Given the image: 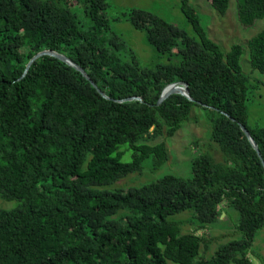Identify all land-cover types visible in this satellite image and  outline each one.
<instances>
[{"label": "trees", "instance_id": "1", "mask_svg": "<svg viewBox=\"0 0 264 264\" xmlns=\"http://www.w3.org/2000/svg\"><path fill=\"white\" fill-rule=\"evenodd\" d=\"M223 16L229 0H208ZM108 0H0V198L18 206L0 210V264H253L247 257L264 227V126H249L248 76L242 47L223 53L208 38L188 0L179 8L190 37L157 15L130 8L123 14L144 33L164 63L142 66L110 27ZM82 8L81 21L72 11ZM236 18L251 26L264 18V0H235ZM251 71L264 75V30L247 40ZM80 67L107 99L72 66ZM184 83L194 102L173 94L156 106L163 88ZM129 97L139 100L117 102ZM199 102L201 105L196 104ZM208 110L210 141L223 159H191V175H164L140 187L105 189L167 159L164 141L191 109ZM228 115L229 118L224 115ZM232 118L233 121L230 119ZM121 145L131 151L122 162ZM225 203L238 214V239L200 256L205 239L183 233L170 217L189 211L195 221L219 219ZM120 210L129 214L113 218Z\"/></svg>", "mask_w": 264, "mask_h": 264}, {"label": "rangeland", "instance_id": "2", "mask_svg": "<svg viewBox=\"0 0 264 264\" xmlns=\"http://www.w3.org/2000/svg\"><path fill=\"white\" fill-rule=\"evenodd\" d=\"M188 2L198 13L208 38L215 42L223 53H226L234 44L242 47L239 62L242 73L249 79L246 102L248 125L264 126V75L251 71L246 47L250 37L264 30V18L255 21L251 26L243 27L236 18L235 0H229L228 8L223 16H219L212 9L208 0H188ZM108 4L106 14L111 20V29L121 37L127 47L133 50L142 66L164 63L165 60L160 58L155 49L146 42L144 33L133 29L123 17L128 9L137 8L151 12L195 38L193 30L180 11V0H108ZM71 9L81 21H84L80 6H73ZM209 115L208 110L194 106L187 121L172 137L166 138L164 134L155 139L144 137L142 141L147 144L164 141L168 154L166 163L159 169L152 170L150 159H147L142 163L140 172L129 174L106 186L105 189L114 191L140 187L164 175L183 179L190 177L191 159L205 153L210 154L216 161H222L223 156L217 144L210 141ZM120 151L124 152L122 162H129L131 151L127 145H121ZM19 204L20 202L16 200L6 201L0 198V210H11ZM125 213L129 214V211L120 210L112 219ZM170 219L181 223L183 233L195 232L205 239L200 256L207 258L217 250L218 246L239 237L236 229L238 214L225 203L220 205L219 219L210 224L195 221L189 211L176 214ZM247 257L253 264H264V227L255 232Z\"/></svg>", "mask_w": 264, "mask_h": 264}, {"label": "water", "instance_id": "3", "mask_svg": "<svg viewBox=\"0 0 264 264\" xmlns=\"http://www.w3.org/2000/svg\"><path fill=\"white\" fill-rule=\"evenodd\" d=\"M42 56H49V57H53L69 66H72L76 71H78L89 83L90 85L95 88L97 90V92L105 99H107V97L99 90L96 88L95 84L91 81V79L85 74V72L78 67L77 65H75L73 62H71L68 58H66L64 55L57 53L55 51H51V50H43L41 52L36 53L35 55H33L29 61L26 63L24 70L22 72V75L18 78L19 80L21 78H23L25 76V74L27 73L29 67L31 66V64L38 58L42 57ZM173 94H178L181 96H184L188 101L190 102H194V100L190 97L189 95V91L187 88V85L184 83H178V84H169L167 86H165L163 88V90L161 91V94L158 98V100L156 101V106L160 105L165 99H167L169 96L173 95ZM139 100L140 99L138 97H129V98H125V99H121V100H116L117 102H125V101H131V100ZM196 104L201 105L199 102H196ZM203 107H207L205 105H201ZM224 114V113H223ZM226 115V114H224ZM228 118L229 116L226 115ZM232 121L233 119L230 118ZM240 130L242 131V133L245 135V137L247 138V140L249 141L251 147L253 148V150L256 152L257 156L260 159L261 165L264 168V162L261 159L259 150L257 148V145L255 144V142L252 140V138L250 137V134L248 132V130L245 128V126H243L242 124H238Z\"/></svg>", "mask_w": 264, "mask_h": 264}]
</instances>
